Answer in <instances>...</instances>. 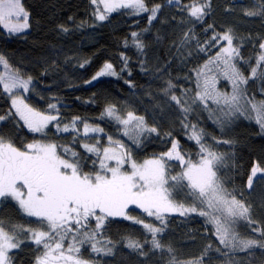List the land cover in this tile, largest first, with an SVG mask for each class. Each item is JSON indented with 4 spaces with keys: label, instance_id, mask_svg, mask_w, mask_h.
Instances as JSON below:
<instances>
[{
    "label": "snow or ice",
    "instance_id": "1",
    "mask_svg": "<svg viewBox=\"0 0 264 264\" xmlns=\"http://www.w3.org/2000/svg\"><path fill=\"white\" fill-rule=\"evenodd\" d=\"M168 3L172 4L173 0ZM91 4L96 6L94 15L99 21L106 20L112 12L131 9L134 15L148 13L149 25L158 20L162 7L161 4L149 6L146 0H91ZM175 4L178 12L183 14L181 23L188 25L178 51L192 46L193 40L196 41L194 47L200 52L217 49L194 70L195 87L191 96L188 89L177 95L172 91L176 85L171 80L162 89L183 113L181 124L188 130V139L198 146L196 157L183 153L179 141L172 139L167 151L140 162L120 138L108 135L99 125L78 116L70 123L62 124L57 104L49 102L48 111H41L26 102L24 94L35 88L32 77H24L19 70L13 71L0 55V65L4 69L0 73V91L11 99V109L0 114V123L12 122L41 137L18 145L11 137L0 133V200L15 201L27 217L36 218L38 223L37 228H26L23 225L5 226L0 221V264H14L10 253L28 239L38 247L35 264H98L84 259L80 252L87 245L96 256L113 254V242L105 236L109 218H122L142 225L149 234L143 243L131 238L127 242V247L142 255H147L145 245L150 244L153 253L159 250L168 254V264H206L203 254L190 261L178 260L174 247L163 242L166 214L173 213L180 216L195 213L206 217L214 227L211 235L218 241L217 251L225 255L248 253L253 248L264 249V226H258L252 217V206L237 198L226 186V173L222 170L228 167L231 157L227 152L219 151L217 145H227L231 141L209 138L198 123L189 122L190 113L207 112L208 119L223 130L234 118H252L255 113V122L264 131V92L257 102L242 87L249 79L257 78L258 69L259 78L264 79V41L259 43L260 52L255 66H250V76H246L238 67V62L244 58L233 44L231 30L216 33L213 25L206 21L211 0H175ZM244 14L253 16L257 12L249 10ZM260 14L264 15V0H261ZM29 19L30 13L23 0H0V29L10 34L22 33L29 28ZM197 25L203 26L205 33L212 29L203 45L194 31ZM61 28L69 31L67 27ZM131 38L143 52L144 44L139 34L133 31ZM122 59L125 65L121 70H124L127 57L122 56ZM106 75H117L111 63H106L92 80ZM221 78L231 84L230 92L218 89ZM103 115L114 119L122 136L136 145L142 142L145 133L159 135L156 127L147 126L143 116L133 112L121 116L114 105L108 106ZM49 125H53L57 133H72L71 144L48 141L46 130ZM105 138L107 144L101 142ZM170 161L178 162V174L170 171L173 167ZM258 174L264 178V164L260 162L251 167L247 178L249 190ZM177 186L186 190L187 203H178L174 198L173 191ZM130 209H138L145 217L154 218L160 224L133 216ZM241 220L252 226L255 237L240 235L237 222ZM211 247L209 244L205 248V254Z\"/></svg>",
    "mask_w": 264,
    "mask_h": 264
},
{
    "label": "trees",
    "instance_id": "2",
    "mask_svg": "<svg viewBox=\"0 0 264 264\" xmlns=\"http://www.w3.org/2000/svg\"><path fill=\"white\" fill-rule=\"evenodd\" d=\"M146 3L162 6L158 20L151 25L148 24V13L134 15L131 9H120L110 13L106 20L99 21L94 15L96 6L91 4V0H23L30 13L29 29L16 34L0 29V55L13 71L19 70L24 77H32L35 88L24 94L26 102L41 111H48L49 102L57 104L62 124L70 123L78 116L99 125L108 135L120 138L140 162L167 151L172 139L179 141L183 153L196 157L198 146L188 139V130L182 127L183 113L174 102H170L162 89L171 80L176 85L172 91L180 95L188 89L191 96L195 87L194 70L217 49L200 52L194 47L196 41L193 40L192 46L178 51L188 25L181 23L183 14L178 12L175 0L172 4L168 0H146ZM211 5L207 23L213 25L219 34L231 30L233 44L244 58L238 62V67L250 76V66H255L260 52L259 43L264 41L261 0H211ZM249 10L257 12V15L246 16L244 13ZM61 26L69 31H63ZM133 31L139 34L144 44L143 52L133 43ZM194 31L201 45L212 34V29L205 33L200 25ZM122 56L127 57L124 70H121L125 65ZM106 63L113 65L117 75L92 80ZM3 71L0 69V73ZM259 71L257 78L249 79L247 85H242L257 102L264 92V79L259 78ZM217 87L221 91L231 90L228 81L223 78ZM110 105L116 106L121 116H126L128 112L143 116L147 126L156 127L159 135L145 133L142 142L134 144L131 139L122 136L114 119L103 115ZM10 109L11 99L0 91V114ZM189 122L198 123L209 138L231 141L227 145H217L219 151L227 152L231 157L228 167L222 170L226 173V186L237 198L252 206V217L258 226H264V178L257 177L253 188H247L253 164H264V131L255 122V113H252V118H234L223 130L208 119L207 112L190 113ZM46 132L48 141L59 145L71 144L72 133H57L53 125H49ZM0 133L11 137L18 145L41 138L40 134L30 133L26 128H18L8 121L0 123ZM101 142L107 144V139ZM77 150L83 152L82 148ZM169 164L173 166L170 171L178 174V162L170 161ZM173 196L178 203L188 202L186 190L179 186L173 191ZM130 213L160 224L154 218L145 217L138 209H130ZM166 220L163 242L174 247L180 261L198 259L203 254L206 264H264V249L253 248L248 253L229 255L218 252V241L211 235L214 227L206 217L188 213L185 216L166 215ZM0 221L5 226L38 227L36 218L27 217L11 199L0 200ZM251 227L241 220L237 231L241 236L255 237ZM105 236L113 242L112 255L96 256L87 245L81 248L80 255L98 264H168V254L159 250L153 253L150 244L145 245L147 255L127 247L128 238L143 243L144 238L149 236L142 225L122 218H109ZM209 244L212 247L205 254ZM38 254V247L28 239L10 256L14 264H35Z\"/></svg>",
    "mask_w": 264,
    "mask_h": 264
},
{
    "label": "rangeland",
    "instance_id": "3",
    "mask_svg": "<svg viewBox=\"0 0 264 264\" xmlns=\"http://www.w3.org/2000/svg\"><path fill=\"white\" fill-rule=\"evenodd\" d=\"M101 8H102V6H101ZM28 29H29V28H28ZM28 29H26L25 31H27ZM25 31H24V32H25ZM225 43H226V42H225ZM0 69H1V70L3 69V66H2V65H0ZM106 76H108V75H106ZM228 83H229V82H228ZM229 87H230V89H231V84H230V83H229ZM230 89H229V90H230ZM230 91H231V90H230ZM259 176H261V174H258V175H257V177H259ZM257 177H256V178H257ZM256 178H255V179H256ZM255 179H254V180H255ZM166 215H179V214H178V213H173V214H166ZM239 222H240V221H238L237 224H238ZM30 241H31V240H30Z\"/></svg>",
    "mask_w": 264,
    "mask_h": 264
}]
</instances>
